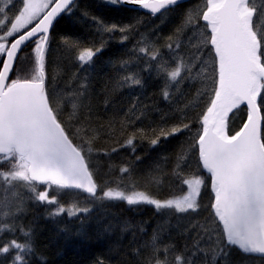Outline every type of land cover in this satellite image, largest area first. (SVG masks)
<instances>
[{"label":"snow or ice","instance_id":"6c2138e0","mask_svg":"<svg viewBox=\"0 0 264 264\" xmlns=\"http://www.w3.org/2000/svg\"><path fill=\"white\" fill-rule=\"evenodd\" d=\"M102 2L117 9L138 6L132 10H146L153 18L163 20L184 0ZM78 8V0H0V191L7 193L24 188L30 193L17 199L14 210L5 202L6 196L0 200V217L8 220L0 222V235L17 230L14 220L24 212L25 199L54 205L47 209L52 220L63 214L77 217L91 211L77 202L65 207L58 199L63 193L78 196L82 192L88 194L86 199L124 201L129 206L151 205L158 213L171 209L176 213L196 211L197 198L205 184L202 173L206 171L214 194L210 208L217 223V229L205 242L210 252L205 251V244L198 237L187 257L177 256V264H197L198 256L203 257L202 264H230L233 250L244 257L257 256L264 260V29L258 27L264 21V6L256 0H205L195 14L188 11L173 36L167 38L170 58L188 68L182 79L195 80L207 72L204 65L211 61L212 87L210 92L197 93L206 97L205 107L196 119L200 128L189 137L191 155L186 156L182 150L173 168L176 178L187 186V194L166 200L153 198L143 191L126 194L100 187L94 179L95 169L90 159L95 132L90 131L79 114L82 107L79 98L87 96L90 82L82 81L79 90L72 93L77 99L66 101L54 87L55 78L46 81V56L53 29L60 20L71 18ZM83 15L87 17L88 13L85 11ZM91 19L98 33H129L134 29L132 22L118 25L105 23L99 17ZM189 28L192 32L185 40L197 37V44L193 45L197 51L192 55V62L184 64L180 52L183 42L179 37ZM126 39L127 35L122 36L121 42ZM61 40L69 52L79 47V41L67 36ZM102 51L103 43L78 51L75 60L85 75L94 70V57ZM158 55V51L153 52L151 59L156 60ZM126 64L123 61L121 68ZM198 65L193 75L191 70ZM180 76V66L167 73L168 80L177 85L182 82L177 79ZM122 79L134 85L141 83L133 76ZM163 95L169 99L167 91ZM69 105L71 111L65 121L61 117ZM237 112H245L246 119L232 133L228 127L230 114L235 116ZM193 131L191 123L181 120L167 130L161 128L150 143L155 147L161 137L167 140ZM127 145L132 146L133 139L129 138ZM115 151L113 148L112 152ZM193 157L201 175L190 179L181 177L182 165L191 164ZM120 171L121 179H128L134 172L130 165L121 167ZM153 180L157 184L161 182ZM38 185H43V189ZM19 232L23 240L12 239L0 244V264H30L35 252L34 234L22 226ZM152 247L156 251L155 240ZM143 264H167V261L150 255Z\"/></svg>","mask_w":264,"mask_h":264},{"label":"trees","instance_id":"16d2710c","mask_svg":"<svg viewBox=\"0 0 264 264\" xmlns=\"http://www.w3.org/2000/svg\"><path fill=\"white\" fill-rule=\"evenodd\" d=\"M78 2L79 8L75 14L60 20L53 29V40L46 56V81L55 78L54 87L66 101L77 99L72 93L79 90L82 81L87 79L90 82L87 96L79 98L82 101L79 114L90 131L95 132L91 145L93 153L90 154L95 169L94 179L105 190L112 188L126 194L143 191L160 200L178 199L186 195L187 186L182 179L176 178L173 168L182 150L186 156L191 155L188 140L200 128L196 119L206 104V97L197 93L211 91L212 65L208 60L204 65L207 72L195 80L182 79L188 73V68L181 66L179 60L170 58L166 45L167 38L173 36L185 14L188 11L193 14L198 12L205 0H190L178 5L163 20L123 6L117 9L104 4L102 0ZM256 2L264 6V0ZM85 11L87 17L83 15ZM91 17H99L108 24L132 22L134 29L129 33H98ZM137 20L140 23H135ZM258 27L264 29V21L259 22ZM191 32L190 28L185 29L179 37L183 42L180 52L184 64H190L193 53L197 51L193 46L197 44V37L194 36L191 41L185 40ZM124 35H127V39L121 42ZM64 36L79 41V47L67 51L61 40ZM102 43L104 51L94 57V70L85 75L78 67L75 56L79 50ZM142 47L147 50L140 52ZM155 51L160 55L152 60L151 55ZM123 61H127V64L121 68ZM178 66L181 67V76L177 79L182 82L177 85L168 80L167 73ZM199 67L192 68L193 75ZM204 75L208 78L204 79ZM124 76L138 78L141 83L134 85L125 82L122 79ZM164 91L169 93L167 100ZM70 111L69 105L61 118L68 121ZM230 117L228 127L234 133L242 126L246 113L237 112ZM181 120L191 123L194 131L170 136L167 140L161 137L157 146H151V139L159 135L161 128L167 130ZM129 138L133 139L132 146L127 145ZM113 148L117 151L112 152ZM129 165L134 170L133 175L121 179V167ZM182 167L183 178L201 175L195 157L191 164ZM202 176L205 184L198 197L199 207L188 213H176L174 209L158 213L153 206L146 204L129 206L124 201L91 200L81 192L78 196L63 193L58 199L65 207L77 202L82 207L90 208L87 215L69 217L63 214L52 220L48 218L47 209L54 205L25 199L24 212L14 220L17 230L0 235V244L12 239L23 240L19 232L22 226L34 234L35 252L30 257V264H143L150 255L162 262L166 260L167 264H177V256L187 257L198 237H201V244H205V251L210 252L205 242L208 235L217 229L210 208L214 194L209 175L203 172ZM153 178L161 182L157 184ZM37 187L43 189L44 186ZM49 194L53 193L50 191ZM29 195L26 189L16 188L7 193L0 191V200L6 196L5 202L14 210L17 199ZM0 222L8 220L0 217ZM154 240L156 251L152 247ZM229 260L230 264H241L242 261L243 264H264V260L256 256L244 257L236 250L232 251ZM202 261L203 257L198 256L197 264H202Z\"/></svg>","mask_w":264,"mask_h":264},{"label":"water","instance_id":"95a60500","mask_svg":"<svg viewBox=\"0 0 264 264\" xmlns=\"http://www.w3.org/2000/svg\"><path fill=\"white\" fill-rule=\"evenodd\" d=\"M190 0H184V2L182 3V4H184V3H187V2H189ZM181 5V4H180ZM123 7H126V8H130V9H135V8H138V6H131V5H125V6H123ZM140 11V10H139ZM141 12H143V13H147V11L146 10H144V11H141ZM231 115V114H230ZM206 172V171H205ZM207 173V172H206ZM208 174V173H207ZM209 175V174H208ZM41 186H43V185H41ZM86 195H88L87 193H85ZM214 196V195H213ZM257 257V256H256Z\"/></svg>","mask_w":264,"mask_h":264},{"label":"rangeland","instance_id":"374dc122","mask_svg":"<svg viewBox=\"0 0 264 264\" xmlns=\"http://www.w3.org/2000/svg\"><path fill=\"white\" fill-rule=\"evenodd\" d=\"M202 187V186H201ZM197 202H198V198H197Z\"/></svg>","mask_w":264,"mask_h":264}]
</instances>
